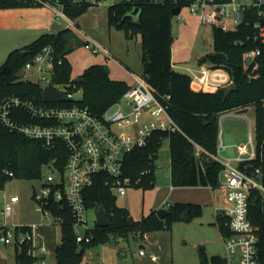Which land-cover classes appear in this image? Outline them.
<instances>
[{
  "label": "trees",
  "instance_id": "trees-1",
  "mask_svg": "<svg viewBox=\"0 0 264 264\" xmlns=\"http://www.w3.org/2000/svg\"><path fill=\"white\" fill-rule=\"evenodd\" d=\"M58 1L62 3L64 13L75 19L89 6L101 0ZM24 4L29 5L23 0H0V7ZM186 4L185 0L179 2L121 0L108 7L110 28L122 30L128 40L140 34L143 73L160 98L170 96L167 101L168 111L181 128V131L173 133L156 130L146 146L136 147L125 156L123 176L131 178L133 184L141 177L142 180L136 185L144 188L153 186L150 180H153L154 160L163 138L169 137L172 184L174 186L209 185L216 190L219 187L222 165L214 158H205L203 169L195 154V144H200L211 154H217L221 113L228 109L250 106L255 107L257 119L258 156L248 162L253 166L262 167L264 172V16L260 18L257 12L249 13L246 20L234 29L225 30L221 26L212 29L214 51L202 56L199 59V66L207 64L211 67H223L229 72L237 88L225 98V87L215 92L195 90L192 88L191 75L179 72L173 67L172 20L175 15L178 16L173 10L177 7L183 8ZM134 5L140 9L138 17L129 14L134 9ZM258 20L261 21L260 29L255 27ZM50 43L54 44L57 56L62 58V63L55 64L53 82L64 85L72 92L77 87L83 91L77 101L70 100L61 104L78 103L89 106L94 113L101 115L131 87L124 80L113 79L109 67L105 64H92L77 77H72V64L67 55L75 49L74 43L82 45L83 42L78 39L74 28L65 27L56 33H44L33 43L10 52L4 65L8 66L7 72L2 70L0 72V105L16 98L40 104L44 102L43 84L23 77L18 72L28 60ZM253 49H260L261 53L256 62L249 69H245L244 54ZM215 53H222L226 58L217 57ZM53 86L58 87L54 84ZM6 113L8 118L17 124L48 123L35 117L26 107L16 106L14 103L7 104ZM63 153L65 156L61 147L48 150L44 148L42 141L10 128L3 121L0 109V190L14 178H39L42 166ZM60 161L65 163V158L63 160L62 156ZM148 168L152 173L143 175L142 171ZM94 179L93 184L84 190L86 206L88 209H93L103 205L110 223L106 227L96 225L91 232L87 231L86 234L92 233L89 242H78L74 218L69 208L62 207L59 203H52L49 207L53 213L63 219L59 220L61 241L55 248V264H83V255L87 247L128 238L131 234L142 236L148 231L171 229L173 223L180 219L183 211L188 210L191 215H201L203 212L200 204L179 202L170 206L171 212L164 218L159 217L157 211L153 210L141 219H134L126 209L117 204L109 175L99 174ZM260 205V198L256 196L251 205V214L255 222L261 225L264 236V217L261 215ZM20 228L26 230L29 225L19 224L16 229ZM221 228L227 233V227L223 223ZM15 255L16 264H37L29 244L23 245L21 249L15 246ZM198 255L201 264L225 262L220 255H209L204 245L198 247Z\"/></svg>",
  "mask_w": 264,
  "mask_h": 264
},
{
  "label": "built area",
  "instance_id": "built-area-1",
  "mask_svg": "<svg viewBox=\"0 0 264 264\" xmlns=\"http://www.w3.org/2000/svg\"><path fill=\"white\" fill-rule=\"evenodd\" d=\"M23 1L29 5H49L53 8L56 19L67 17L62 3L58 0ZM185 2L192 14L199 15L200 23L211 29L215 26H221L225 30L234 29L246 20L249 13L257 12L260 18L264 16V0H185ZM184 20L185 17L181 16L180 21ZM255 27L260 29L261 21L258 20ZM86 46L94 53L104 52L110 55L108 49L91 38H88ZM260 53V49L245 52V69H249L256 62ZM57 54L54 44L50 43L28 60L24 68L37 74L39 80L37 82L42 83L43 87L54 84L58 86H54L55 88L64 90L66 96L64 101L52 99L44 100L40 104L16 98L1 104L0 109L3 121L10 128L42 141L44 148L48 150L63 148L65 156L64 153L59 154L42 166L41 175L37 178L40 188L34 190L33 198L37 203V209L44 215H52L54 220L63 219L53 213L49 207L52 203L68 207L73 215L75 227L85 228L84 234L77 232V241L89 242L92 233L86 232H91L92 228L89 227L87 216L89 209L86 206L84 190L93 184L94 177L108 174L114 194L115 191L120 195L126 194L127 187L133 182L131 178L123 176L125 156L136 147L146 146L156 130L173 133L181 131V128L168 111L167 101L170 96L160 98L144 73L137 76L136 84L101 115L94 113L89 106L78 103L61 104L78 99L74 98L76 93L69 91L64 85L53 82L55 64L62 63V58ZM247 58H250L249 62H246ZM192 79L198 82L199 90L212 92L233 82L225 68L211 67L207 64L200 66ZM9 103L26 107L35 117L48 123L12 122L6 113ZM223 114L245 116L248 120L247 140L235 145L236 156L221 159L218 153L211 154L200 144H195V154L203 169L205 158H214L222 165L219 189L223 193L218 200H214V206L216 212L225 219L223 224L227 227V233H222L226 255L224 264H264V236L261 225L255 222L251 214V205L258 196L261 202V215L264 217V172L262 167L253 166L248 162L258 156L253 120L243 114L240 108L225 110L221 113ZM225 149L226 146L220 137L219 150ZM62 156L65 163L60 161ZM46 165L47 171H44ZM151 173L150 168L142 171L143 175ZM141 180L140 177L134 183L137 184ZM19 199L16 194L10 197L12 203H17ZM0 213L9 216L13 213V208L7 204ZM18 225L0 223V243L13 244L20 249L23 245L29 244L35 262L49 264L47 255L51 254V249L45 241H39L41 236L39 224H30L26 230L21 228L17 230ZM145 252L144 249L140 250L141 254Z\"/></svg>",
  "mask_w": 264,
  "mask_h": 264
},
{
  "label": "rangeland",
  "instance_id": "rangeland-1",
  "mask_svg": "<svg viewBox=\"0 0 264 264\" xmlns=\"http://www.w3.org/2000/svg\"><path fill=\"white\" fill-rule=\"evenodd\" d=\"M93 1V0H86ZM121 0H101L98 4H93L82 14V24L89 30V33L99 39L106 45L113 56H108L104 52L94 53L85 45H78L69 54V60L72 64V77L80 75L87 67L92 64H106L110 68L111 77L118 80L132 82L134 75L131 70L137 74H143L142 64V43L141 36L138 34L134 39L128 40L122 30L115 27L109 28L107 24L108 7L114 2ZM135 6V5H134ZM188 11L189 6H184L179 14L172 20V33L174 36L172 44L173 61L176 63L175 69L189 75L198 71L199 59L214 51V38L212 29L209 26L200 23L199 18L192 17ZM36 12H41L37 14ZM51 15H50V14ZM54 25L48 32H58L59 30L72 25L67 17L55 18V12L49 5H21V6H1L0 7V72L11 51L22 49L33 43L40 37L44 31L38 29V22L45 21L49 24V17ZM185 20L181 23L180 17ZM183 25V26H182ZM182 26V27H181ZM83 41L86 37L83 35ZM130 68V69H129ZM19 75L28 77L32 81H39L37 74L22 68ZM45 75V74H44ZM76 93L74 98L80 99L83 91L80 87L73 90ZM246 114L253 120L254 131L257 132V119L255 107L248 108ZM220 137L227 146L220 156H236V146L247 140L248 120L246 117L223 114L220 116ZM257 135V134H256ZM257 140V136H256ZM159 159L154 160L156 166V181L154 186L144 188L141 185L131 184L127 187L125 195H120L115 191L117 204L126 209L134 219H141L143 215L149 212V209L156 202V198L166 199L170 195L171 169H170V138L162 140L159 149ZM47 171V165L43 168ZM40 188V182L37 179H19L14 178L8 181L6 187L0 190V211L7 204L13 208L11 215L3 216L0 213L1 224H39V241H45L50 246L51 254L47 255L49 264L54 261V252L56 245L61 241V226L52 223V215H44L37 209V203L33 198L34 190ZM222 194L223 191L220 189ZM18 195L19 201L12 203L11 195ZM203 194V192H202ZM162 201V200H161ZM149 202L151 204H149ZM89 227H94L95 214L93 209L87 212ZM181 220V219H179ZM206 220H214L212 207L205 206L201 215L189 214L184 220V226L175 229V236L180 249H176V254L187 253L180 260L179 264H200L197 255L189 252V244L192 241L202 240L207 247L209 246L213 253H225L222 238L216 226L209 225ZM188 228V229H185ZM76 231L84 234V227H76ZM44 237V239H43ZM186 241L187 244H183ZM193 247V246H192ZM194 248V247H193ZM15 246L13 244L0 243V264H16ZM176 257V262L177 256Z\"/></svg>",
  "mask_w": 264,
  "mask_h": 264
},
{
  "label": "crops",
  "instance_id": "crops-1",
  "mask_svg": "<svg viewBox=\"0 0 264 264\" xmlns=\"http://www.w3.org/2000/svg\"><path fill=\"white\" fill-rule=\"evenodd\" d=\"M95 4H98V3H95ZM51 9H53V8L51 7ZM36 13L40 14L41 12H36ZM188 13L192 17L199 18V15L192 14L191 11H188ZM185 18H186V16H185ZM67 19L70 21V23H72V25L67 26V27L74 28V32L76 33L78 39L81 42H83L85 47H87L86 42L88 41V38H91L92 40L101 44L102 46H104L106 49H108L110 51V55H108V56L114 57V55L112 54V51L106 45H103L97 37H95L94 35L89 33V30L87 31V28L85 26H83L82 14L75 19H72V18L67 16ZM106 20H107V24H108V15H107ZM199 21H200V18H199ZM52 27L54 28V25L51 21V16L49 17V24H46L45 21L38 22V29L44 31L41 34L50 33L48 31L51 30ZM52 33H56V32H52ZM83 35L86 37V39L84 41L81 39L83 37ZM74 46L75 47L77 46L76 43H74ZM87 48L91 49L89 47H87ZM68 56H69V54L67 55V57ZM68 59H69V57H68ZM176 66H178V65H176V63L174 62L173 67L175 68ZM109 70H110V68H109ZM131 72L134 75V79L132 82L129 83L123 79L130 86L136 84V77L137 76L142 75V74H137L136 72L134 73L132 70H131ZM110 75H111V73H110ZM195 75H196V72L194 71L193 74H191V77L194 78ZM192 88L195 90H199L197 81L192 80ZM247 108H249V107H247ZM241 109H244V108H240V110ZM243 114H246V113H243ZM242 117H245V116H242ZM222 141H223V139H222ZM223 143H224V141H223ZM219 144H220V135H219ZM226 148H227V146H226ZM225 150H219V148H218L219 156H221L223 151H225ZM155 159L156 160L159 159V153L157 154V157ZM170 169H171V153H170ZM155 171H156V166L154 168L153 180L152 179L150 180V182H151V184H153V186L155 185V181H156ZM170 179H171V175H170ZM219 190H220L219 187L216 190H214L209 185L174 186L172 184V180H171V186H170V192L171 193H170V195L167 197V199L165 196L163 197L164 199H162V198L157 199L156 198V202L153 203V206L149 209V212L146 213V215H148L153 210L157 211V209H159V208L170 209V206L172 204L179 203V202L200 204L203 207V212H204L205 206H208L210 208L212 207V210L214 213V220H206V221H207V223H209V225H213V228H214V226H216L218 228L219 233H220V237L222 238V233L224 231L221 228V223H224L225 219L216 212L215 206H214V200L215 199L218 200V198L220 196H222V194L219 192ZM202 192H203V194H202ZM149 204H151V203L149 202ZM186 211H188V210H186ZM189 214H190V212L188 211V215H186L184 217V219L180 218L181 220H176L173 223L171 229H161V230L148 231L142 236L139 234H136V235L131 234V235H129L128 238H122V239L107 241V242H103V243H100V244L92 246V247H87L85 249L84 255H83V260H82L83 264H179L180 260L184 261L183 257H186L187 253L185 254V252H184V255L183 254H180V255L176 254V249L181 250V248L178 247V245H179L178 243L180 241L177 240V238L175 236V229H177V228L180 229L182 227V225L184 226V220L189 217ZM143 216H145V215H143ZM52 223L60 225L61 222L59 220H53ZM95 226H96V220H94V227H92V229H94ZM185 229H188V228H185ZM222 241H223V239H222ZM203 242H207V240H205V241H202V240L192 241V243L189 244L190 248H189L188 254L192 253V249H193V252L195 255H197V257L199 259V263H200V257L198 255V247L200 245H204L206 248V252L209 255H220L225 260V257H226L225 253L223 255L221 253H213L211 248L209 246L207 247ZM183 244L186 245L187 242L184 241ZM207 244H208V242H207ZM223 245H224V243H223ZM141 249H144L146 251L145 254L140 253ZM224 251H225V248H224ZM175 255L177 256V260H178L177 262H176ZM52 264H55V252H54V261L52 262Z\"/></svg>",
  "mask_w": 264,
  "mask_h": 264
},
{
  "label": "water",
  "instance_id": "water-1",
  "mask_svg": "<svg viewBox=\"0 0 264 264\" xmlns=\"http://www.w3.org/2000/svg\"><path fill=\"white\" fill-rule=\"evenodd\" d=\"M139 7L135 6L133 10H131L129 12L130 15L138 17L139 16ZM181 11V7H177L173 10L174 14H179ZM23 53H25V51H23ZM217 57H222V58H226V56L222 53H215L214 54ZM250 58L246 59V62H249ZM7 65L4 66V68L2 69V72H7ZM237 88V84L235 82H231L228 85H226L225 89H224V97L226 98L233 90H235ZM43 97L45 101H49V100H59V101H64L66 99L65 96V92L62 89H58L55 88L52 85H47L44 87L43 89ZM248 110V108H244L241 109L240 111L242 113H246ZM170 209L168 208H159L157 209V214L159 217L164 218L166 215H168L170 213ZM94 214H95V220H96V225L100 226V227H106L109 225L110 223V219L108 216V213L105 209V207L103 205H100L99 207L94 209ZM188 215V211H184L180 218L184 219V217Z\"/></svg>",
  "mask_w": 264,
  "mask_h": 264
},
{
  "label": "bare ground",
  "instance_id": "bare-ground-1",
  "mask_svg": "<svg viewBox=\"0 0 264 264\" xmlns=\"http://www.w3.org/2000/svg\"><path fill=\"white\" fill-rule=\"evenodd\" d=\"M223 76H225L224 74H222Z\"/></svg>",
  "mask_w": 264,
  "mask_h": 264
}]
</instances>
